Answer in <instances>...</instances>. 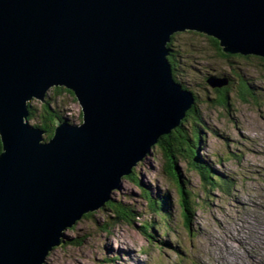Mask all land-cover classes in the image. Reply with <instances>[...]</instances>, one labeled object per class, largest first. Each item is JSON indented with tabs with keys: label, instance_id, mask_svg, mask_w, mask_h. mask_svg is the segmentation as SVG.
Listing matches in <instances>:
<instances>
[{
	"label": "water",
	"instance_id": "water-1",
	"mask_svg": "<svg viewBox=\"0 0 264 264\" xmlns=\"http://www.w3.org/2000/svg\"><path fill=\"white\" fill-rule=\"evenodd\" d=\"M184 31L264 56V0H0V264H45L180 124L195 98L168 44ZM57 86L82 122L58 121L46 140L28 103Z\"/></svg>",
	"mask_w": 264,
	"mask_h": 264
},
{
	"label": "rangeland",
	"instance_id": "rangeland-1",
	"mask_svg": "<svg viewBox=\"0 0 264 264\" xmlns=\"http://www.w3.org/2000/svg\"><path fill=\"white\" fill-rule=\"evenodd\" d=\"M172 44L178 52L176 62L181 63L175 71L177 80L197 95L200 111L197 121L188 119L186 126L198 123L205 136L198 148L200 158L216 174L230 180L232 188L204 187L200 175L184 160H177L195 210L192 224L187 227L166 159L160 147H153L134 166L140 184L123 178L121 188L110 194L112 201L134 210V222H118L111 209L99 207L89 211L63 231L61 245L48 253L45 264H262L264 261V253L255 258L247 251L257 255L261 252L258 249H264L261 244L264 241V62L259 58L227 61L219 56L209 37L198 32L175 33ZM212 74L231 78L230 108L212 101L216 87L207 82ZM217 79L224 80V85L230 80ZM239 80L249 85L260 103L240 98ZM50 97L56 99L54 106L69 123L82 122L81 105L70 94L58 96L51 87L47 99ZM29 102L39 105L42 101L33 98ZM29 123L35 124L33 120ZM217 178L215 181H221ZM144 189L154 197L168 196L163 218L150 209ZM144 220L155 223L154 239L139 229ZM230 233L237 234L232 237ZM239 234L246 241L245 248L238 245L235 236Z\"/></svg>",
	"mask_w": 264,
	"mask_h": 264
},
{
	"label": "trees",
	"instance_id": "trees-1",
	"mask_svg": "<svg viewBox=\"0 0 264 264\" xmlns=\"http://www.w3.org/2000/svg\"><path fill=\"white\" fill-rule=\"evenodd\" d=\"M174 35L175 34H173L172 39L174 38ZM209 40L212 43L214 49L218 51L217 53L219 54V56L223 57L227 61H229L230 59H242L248 61L251 58H256V59L259 58L260 61L264 62V58L260 56H255V55L244 56L240 53L226 54L222 51L219 45V41L217 39L213 37H209ZM168 47L170 49L169 62L172 65L174 76L177 80V75H175V71L177 70V68L180 66L179 64L181 63L176 62V57L178 58V52L174 50L172 41L168 44ZM212 75L213 78L224 77L230 79L226 85L216 87L213 90L215 94V98H213L212 100L213 102H215L220 106L230 108L232 106V103L230 101L229 94L233 92L229 85L231 78L223 75L222 76L215 74ZM237 84L239 85V89H238L239 96L243 101L245 102L254 101L255 103H260L259 102L260 99L257 98V95H255V93L252 91L249 85L245 83V81L243 82L242 80H239ZM182 86L183 88H186L185 84H182ZM52 90H54L58 94V96L62 95L63 93H67L70 94V96L73 97L74 100H77L74 92L67 89L64 86L53 87ZM194 95L196 96V100L192 105V107L186 112V115L181 120L180 124L176 126L169 134H165L159 137L158 142L154 146H152V148L157 146L160 147V149L163 152V155L166 159V166L170 171V177L174 179L175 189L177 190L179 195V202L185 220V225L189 228L190 225L192 224V218L194 216L195 210L193 208V201L190 198L191 192L186 188V183L181 178V174L178 171L177 160L182 159L185 162H187L189 167L195 170L200 175L201 180L204 183L203 184L204 187L216 188L219 186H223L226 188H232V182L230 180H227L224 177L216 174V171L213 170L212 166L209 165V163L203 161L199 156L200 154L198 151L199 144L201 140H204L205 136L203 134V131H201L200 127L198 126V123L196 122L197 117L200 116V111L198 110L197 95L195 93ZM56 103H57L56 99L52 97H50L49 99L46 98L39 105H33L31 102L28 103L29 104L28 121L33 120L35 123L34 126L40 127L42 130L45 131L44 137L46 140L50 139L53 136L58 121L68 122L67 118H65L62 114H60L59 109L54 106V104L56 105ZM191 118L195 119L196 121L194 122V125H192L191 127L189 126L187 127L186 121ZM1 152H2V141L0 137V153ZM215 175L218 176V178L221 181L218 180L215 181V179L217 178L214 177ZM124 178L129 179L136 184H140L139 177L136 173L135 167H133L131 173L126 175ZM144 192H145L144 196L149 201L150 209L155 214L161 215V217L163 218V213L166 212L165 207L168 196L165 195L164 197L163 196L154 197L148 189H144ZM112 200L113 199L107 201L102 208L111 209L112 212L115 213V217L117 218L118 222L124 221L127 223H133L134 220L136 219L134 210L120 202H115ZM85 216L86 214L83 215V217ZM106 225L104 226V228H106ZM139 229L146 237L154 239V235L152 232L153 230H155L154 222L150 223L144 220L143 222H141V225H139Z\"/></svg>",
	"mask_w": 264,
	"mask_h": 264
},
{
	"label": "bare ground",
	"instance_id": "bare-ground-1",
	"mask_svg": "<svg viewBox=\"0 0 264 264\" xmlns=\"http://www.w3.org/2000/svg\"><path fill=\"white\" fill-rule=\"evenodd\" d=\"M172 41V40H171ZM247 55H255V54H247ZM244 56H246V55H244ZM255 56H259V55H255ZM260 57H263L264 58V56H260ZM172 66V65H171ZM172 75H173V78L176 80V78H175V76H174V72L172 71ZM222 78V77H221ZM215 79H217V78H215ZM218 80H221V79H218ZM223 81L224 80H221V85H214L212 82H213V76H210V78H208V83H209V85L210 86H212V87H220V86H222V85H224L223 84ZM176 82H178L177 80H176ZM181 86H182V84L180 83V82H178ZM53 88V87H52ZM182 88H183V86H182ZM185 91H188V92H190V94H192V96L195 98V100H196V97L194 96V94L191 92V91H189V90H187L186 88H183ZM48 92V91H47ZM46 98H47V94H46ZM194 104V103H193ZM147 155V154H146ZM145 155V156H146ZM219 188V187H218ZM235 234H237V233H230V235L233 237ZM235 238L236 239H238L239 240V243H238V245H243V247L245 248L247 245L245 244L246 243V241L244 240V237L241 235V234H239V236L238 235H236L235 236ZM262 244V248L264 247V241L261 243ZM248 251V255H250V256H252V257H255V258H258L262 253H264V249L263 250H261V249H258V251H261L260 253L258 252L257 253V255H255V254H252L249 250H247ZM228 264H233V263H228ZM262 264H264V261H262Z\"/></svg>",
	"mask_w": 264,
	"mask_h": 264
}]
</instances>
